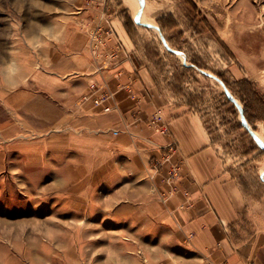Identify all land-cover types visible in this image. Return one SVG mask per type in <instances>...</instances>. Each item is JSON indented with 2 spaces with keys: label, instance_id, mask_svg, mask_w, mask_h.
<instances>
[{
  "label": "rangeland",
  "instance_id": "1",
  "mask_svg": "<svg viewBox=\"0 0 264 264\" xmlns=\"http://www.w3.org/2000/svg\"><path fill=\"white\" fill-rule=\"evenodd\" d=\"M137 1H105L104 19L87 26L89 18L74 17H89L88 0H0V81L17 85L41 61L68 48L74 30L84 28L93 59L107 68L124 49L120 41L110 43L116 32L111 15L117 22L118 16L132 19L128 23L140 31L141 59L150 61L158 91L170 106H184L204 118L224 170L249 195L260 224L264 0ZM109 87L90 85L85 98L97 92L94 104L103 105L115 96ZM245 109L257 119L249 121ZM31 114L11 117L0 102V264H118L124 253L137 250L134 239L148 246L143 239L148 232L132 229L133 203L122 201L127 191H118L119 178L110 180L117 171L104 163L103 137L87 134L99 139L87 145L84 133L59 134ZM164 121L159 108L150 122L161 127ZM175 142L172 157L179 148ZM156 160L152 168L158 175ZM170 168L162 174L164 181Z\"/></svg>",
  "mask_w": 264,
  "mask_h": 264
},
{
  "label": "crops",
  "instance_id": "2",
  "mask_svg": "<svg viewBox=\"0 0 264 264\" xmlns=\"http://www.w3.org/2000/svg\"><path fill=\"white\" fill-rule=\"evenodd\" d=\"M88 1L89 17H74L89 18L87 26L104 19L112 0ZM110 18L116 30L110 43L120 41L124 49L107 68L100 69L93 59L88 30L77 29L69 36L68 48L57 51L51 61H41L43 65L22 76L17 85L11 79L0 81V102L11 117L14 112L29 117L31 112L59 134L75 138L77 132L84 133L87 145L99 140L88 135L103 137L99 141H104L107 154L104 163L117 171L110 180L119 178L118 191H127L122 201L133 203L132 229L149 234L143 238L148 246L134 239L137 250L124 253L118 264H264V221H254L249 195L224 170L204 118L166 103L150 61L141 59L140 31H128L122 17L118 22ZM92 83L108 84L115 96L95 105L97 92L85 98ZM106 105L110 110H104ZM159 108L169 124L165 132L150 122ZM173 139L179 148L167 159L166 145ZM155 159L162 162L158 175L152 168ZM171 163L179 165L178 189L163 200L161 193L171 186L162 174Z\"/></svg>",
  "mask_w": 264,
  "mask_h": 264
},
{
  "label": "built area",
  "instance_id": "3",
  "mask_svg": "<svg viewBox=\"0 0 264 264\" xmlns=\"http://www.w3.org/2000/svg\"><path fill=\"white\" fill-rule=\"evenodd\" d=\"M91 86L93 88L96 87V84L95 83H92ZM104 100V96H102L101 98H97L95 99V102L97 104H100L102 103ZM105 110H110V107L109 106H106L105 107ZM158 129H160L161 131L165 132L167 131L168 127L166 124H163L161 127H158ZM166 148H167V152H168V156H167V159L174 153L175 149L177 148V143L175 142V140H172L171 142H169L167 145H166ZM156 167L160 164H162V162H160V160H156ZM180 175V171H179V165H173L170 170H169V174L168 176L166 177V181L168 184L171 185V189L168 192H163L161 193V197L163 200H166L169 196L170 193H173L174 191H176L178 189V186H177V179ZM207 264H213L211 262H208ZM223 264H229L228 262H225Z\"/></svg>",
  "mask_w": 264,
  "mask_h": 264
},
{
  "label": "trees",
  "instance_id": "4",
  "mask_svg": "<svg viewBox=\"0 0 264 264\" xmlns=\"http://www.w3.org/2000/svg\"><path fill=\"white\" fill-rule=\"evenodd\" d=\"M129 21L132 22V19L129 18V19L125 22V26H126V28L128 29V31L132 32V29H133V28L131 27V25H129V23H128ZM244 114L246 115V117L248 118V120L251 121V122H253V121H254L253 119L256 118V117H253V116L248 115V114H247V109L244 110ZM256 119H257V118H256Z\"/></svg>",
  "mask_w": 264,
  "mask_h": 264
},
{
  "label": "bare ground",
  "instance_id": "5",
  "mask_svg": "<svg viewBox=\"0 0 264 264\" xmlns=\"http://www.w3.org/2000/svg\"><path fill=\"white\" fill-rule=\"evenodd\" d=\"M135 1H136L137 3H139L137 0H135ZM127 2H128V1H127ZM133 3H134V2H133ZM128 4H129V2H128ZM138 10H139V9H138ZM137 12H139V11H137ZM260 137H261V136H260ZM260 137H259V139H260ZM260 140H261L262 143H264V140H263L262 138H261ZM31 146H32V145H31ZM33 149H34V148H33ZM36 149H37V148H35V150H36ZM31 153H32V152H31ZM33 153H34V152H33ZM33 153H32V154H33ZM35 153H37V152H35ZM29 154H30V153H29ZM38 155H39V154H38ZM5 165H6V164H5ZM80 184H83V182L80 183ZM87 202H88V201H87ZM89 202H90V201H89ZM86 204H87V203H86Z\"/></svg>",
  "mask_w": 264,
  "mask_h": 264
}]
</instances>
